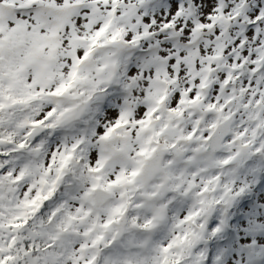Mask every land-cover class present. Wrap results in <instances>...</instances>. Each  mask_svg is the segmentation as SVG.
Returning a JSON list of instances; mask_svg holds the SVG:
<instances>
[{
  "label": "snow or ice",
  "instance_id": "obj_1",
  "mask_svg": "<svg viewBox=\"0 0 264 264\" xmlns=\"http://www.w3.org/2000/svg\"><path fill=\"white\" fill-rule=\"evenodd\" d=\"M0 264H264V0H0Z\"/></svg>",
  "mask_w": 264,
  "mask_h": 264
}]
</instances>
